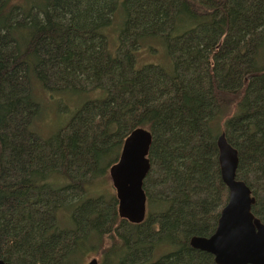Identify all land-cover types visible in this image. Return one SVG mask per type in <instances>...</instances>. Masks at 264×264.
<instances>
[{"label": "trees", "instance_id": "obj_1", "mask_svg": "<svg viewBox=\"0 0 264 264\" xmlns=\"http://www.w3.org/2000/svg\"><path fill=\"white\" fill-rule=\"evenodd\" d=\"M61 95L84 100L42 137ZM137 128L152 144L130 224L107 174ZM221 134L264 224V0H0V261L214 264L189 241L228 199Z\"/></svg>", "mask_w": 264, "mask_h": 264}, {"label": "water", "instance_id": "obj_2", "mask_svg": "<svg viewBox=\"0 0 264 264\" xmlns=\"http://www.w3.org/2000/svg\"><path fill=\"white\" fill-rule=\"evenodd\" d=\"M151 134L134 129L125 138L119 158L110 166L108 175L115 190L118 217L130 224H140L146 216V196L142 189L150 163L148 153ZM222 183L228 199L222 208L214 233L192 237V249L213 257L214 264H264V224L251 212L255 199L244 182L236 179L237 151L224 134L216 142ZM0 264H7L0 261ZM86 264H98L95 258Z\"/></svg>", "mask_w": 264, "mask_h": 264}, {"label": "rangeland", "instance_id": "obj_3", "mask_svg": "<svg viewBox=\"0 0 264 264\" xmlns=\"http://www.w3.org/2000/svg\"><path fill=\"white\" fill-rule=\"evenodd\" d=\"M159 60H161L164 65L166 64V66L169 67V61H167L166 58L164 59L162 56H160ZM83 100L84 99H80V98L75 99L61 95L59 97H52L47 102H43L44 109L41 113V116L43 118H46V116L49 117L51 115L52 116L54 115L55 118L46 119L44 123L41 120V122H39V124L34 127L35 132H37L40 136L45 138L49 137L51 134H55L57 130L64 128L67 125L68 121L70 120L74 112L78 110V108L83 103ZM67 102L72 104L70 108H68ZM107 179H108L107 190L109 191L110 194L115 196V190L112 187L108 174H107ZM93 258H95L97 262H99L100 259L99 256H92V257L89 256L85 260L84 264H86Z\"/></svg>", "mask_w": 264, "mask_h": 264}]
</instances>
